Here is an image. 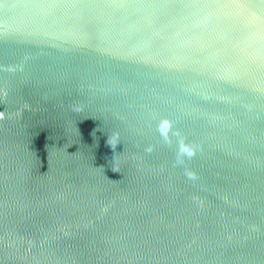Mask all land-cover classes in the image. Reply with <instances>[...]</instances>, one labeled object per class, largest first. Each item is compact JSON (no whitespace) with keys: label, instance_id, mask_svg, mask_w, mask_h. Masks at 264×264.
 Returning <instances> with one entry per match:
<instances>
[{"label":"water","instance_id":"95a60500","mask_svg":"<svg viewBox=\"0 0 264 264\" xmlns=\"http://www.w3.org/2000/svg\"><path fill=\"white\" fill-rule=\"evenodd\" d=\"M0 264H264V0H0Z\"/></svg>","mask_w":264,"mask_h":264}]
</instances>
